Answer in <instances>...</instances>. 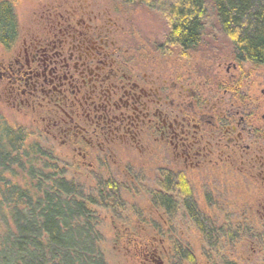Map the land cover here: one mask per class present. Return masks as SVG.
<instances>
[{"label": "flooded vegetation", "instance_id": "flooded-vegetation-1", "mask_svg": "<svg viewBox=\"0 0 264 264\" xmlns=\"http://www.w3.org/2000/svg\"><path fill=\"white\" fill-rule=\"evenodd\" d=\"M1 2L13 18L0 35L1 120H18L12 125L51 155L59 151L74 171L159 166L186 187L211 234L190 178L211 184L207 207L221 195L216 204L228 219L264 221V71L256 69L264 66L227 54L200 75L195 44L165 37L151 50L138 46L116 11L88 0H41L24 23ZM174 201L173 211L159 207L160 219L181 206L203 232L184 199ZM147 253L145 261L161 260L156 248Z\"/></svg>", "mask_w": 264, "mask_h": 264}, {"label": "trees", "instance_id": "trees-1", "mask_svg": "<svg viewBox=\"0 0 264 264\" xmlns=\"http://www.w3.org/2000/svg\"><path fill=\"white\" fill-rule=\"evenodd\" d=\"M121 1L158 10L166 37L182 48L198 46L204 38L211 46L224 40L229 54L264 66V0ZM12 25V7L1 2L0 35L8 34ZM28 138L23 129L0 122V264H107L93 208L118 204L117 187L98 182L87 188L66 181L50 152ZM174 182L167 177L163 192L151 193L153 204L173 211L176 202L168 193L179 188L191 218L211 236L212 225L193 211L186 187ZM223 230L213 225V235ZM176 247V258L191 261L189 253ZM220 263L233 264L224 258Z\"/></svg>", "mask_w": 264, "mask_h": 264}, {"label": "rangeland", "instance_id": "rangeland-1", "mask_svg": "<svg viewBox=\"0 0 264 264\" xmlns=\"http://www.w3.org/2000/svg\"><path fill=\"white\" fill-rule=\"evenodd\" d=\"M8 1L13 5L17 20L24 23L31 16L32 9L39 6L41 0ZM88 1L98 7L116 11L121 19L120 22L127 25L138 46L145 45L151 50L157 43L165 40L167 27L158 10L144 8L140 4L125 5L114 0ZM206 39H202L200 45L197 46L196 58L200 75L209 71L211 65L220 61L219 58H224L229 54L224 40L211 46L210 41ZM256 69L264 71V67ZM7 120L8 125L15 128L12 123L18 120L12 118H7ZM28 142L36 143L44 150H48L43 142L36 140L31 134ZM60 155L61 153L57 150L52 152L54 163L59 169L65 171L63 176L66 181H77L87 188L96 186L98 183L96 177L102 181L110 178L118 183L116 191L119 203L110 209L93 208L98 224L96 230L101 235L100 248L107 264H156L152 260L147 262L142 257L144 253H150L152 248L161 252L160 258L164 264H221L222 258L233 264H260L264 259V221L254 219V221L242 222L228 219L218 210L216 204L223 199L221 195L213 197V208L207 207L203 199L208 192L210 193V190L205 189L204 186L208 185L210 188L212 186L205 180L198 178L199 180L193 181L190 178V184L201 189L198 190L199 195L195 194L198 211L204 218L208 217V220H213L214 229L226 226L222 233L213 235L212 232L211 236L198 231L181 206L177 208L176 216L173 214L171 218H165L166 222L160 219L162 209L153 204L151 193L162 191L159 183L165 181L164 176L168 173L162 172L159 166H147L142 172L115 169L111 173L89 174L79 170L75 172L74 169L68 167L69 161H65V157ZM15 173L18 175L15 177L16 182H20L21 175L17 171ZM169 175L167 176L169 181L173 180L174 176ZM219 185L222 187L223 182L220 181ZM177 194L179 192L176 189L168 193L174 200L179 201L180 199L182 202L183 197L179 198ZM215 218L218 222L214 221ZM0 232H3L2 225H0ZM231 233H236L232 240ZM258 236H262V239ZM176 246H179L176 251L179 252L181 249L189 253L191 261L176 258L174 250Z\"/></svg>", "mask_w": 264, "mask_h": 264}, {"label": "water", "instance_id": "water-1", "mask_svg": "<svg viewBox=\"0 0 264 264\" xmlns=\"http://www.w3.org/2000/svg\"><path fill=\"white\" fill-rule=\"evenodd\" d=\"M154 263H156V264H163L162 261L159 258Z\"/></svg>", "mask_w": 264, "mask_h": 264}]
</instances>
